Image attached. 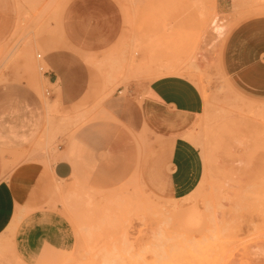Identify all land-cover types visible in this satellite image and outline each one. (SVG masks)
Returning a JSON list of instances; mask_svg holds the SVG:
<instances>
[{"label": "rangeland", "instance_id": "rangeland-1", "mask_svg": "<svg viewBox=\"0 0 264 264\" xmlns=\"http://www.w3.org/2000/svg\"><path fill=\"white\" fill-rule=\"evenodd\" d=\"M16 1V30L0 49V84L18 73L49 101L45 57L62 46L72 0ZM102 2L114 10L120 36L106 57L114 65L100 74L101 97L130 82L180 79L199 94L201 114L181 147L138 135L120 163L100 155L97 173L68 182L47 177L30 199L20 197L18 217L54 210L72 229L68 253L46 249L34 264H264V81L240 86L234 72L245 65L226 63L225 52L231 31L243 26L250 43L263 39L264 0ZM215 20L224 28L220 38ZM260 62L253 66H263L264 55ZM101 100L85 105L83 117ZM50 113L30 152L49 158L42 163L48 170L60 146L81 143L85 121L80 108L72 117L54 103ZM18 163H9L6 178ZM14 233L15 224L0 238V264H22Z\"/></svg>", "mask_w": 264, "mask_h": 264}, {"label": "crops", "instance_id": "crops-1", "mask_svg": "<svg viewBox=\"0 0 264 264\" xmlns=\"http://www.w3.org/2000/svg\"><path fill=\"white\" fill-rule=\"evenodd\" d=\"M217 2L221 5L225 0ZM17 17V1L0 0V49L12 39ZM258 34L263 39L250 43L249 30L243 26L231 31L225 47L226 63L245 65L234 72L243 88L264 81V65L253 66L264 55V32ZM119 36L112 7L102 0H72L63 16L62 46L45 57L49 101L18 73L8 72V80L0 84V238L15 224L13 255L22 264H34L46 249L68 253L73 235L68 221L54 210H34L18 217L20 197L30 199L47 177L68 182L97 173L104 161L100 155L120 163L122 157L132 154L138 135L151 142L155 133L181 147L186 129L201 114L199 94L180 79L130 82L101 97L105 85L100 74L114 65L106 63V57ZM98 99L102 100L96 108H88L87 118L83 117L84 106ZM54 103L72 117L80 108L85 121L78 129L81 143L60 146L48 170L43 164L50 159L30 152L46 129ZM16 160L18 167L6 178L9 163Z\"/></svg>", "mask_w": 264, "mask_h": 264}, {"label": "bare ground", "instance_id": "bare-ground-1", "mask_svg": "<svg viewBox=\"0 0 264 264\" xmlns=\"http://www.w3.org/2000/svg\"><path fill=\"white\" fill-rule=\"evenodd\" d=\"M197 2V0H196ZM200 5V4H199ZM197 6V5H196ZM202 7V6H201ZM207 19V18H206ZM212 29L214 31V33L220 38L222 37L223 33H224V28L222 26V24H219V20H215L212 22ZM173 68V67H170V69ZM135 70V69H134ZM157 258V257H156ZM157 260H159L157 258ZM137 262V261H136ZM138 263V262H137Z\"/></svg>", "mask_w": 264, "mask_h": 264}, {"label": "built area", "instance_id": "built-area-1", "mask_svg": "<svg viewBox=\"0 0 264 264\" xmlns=\"http://www.w3.org/2000/svg\"><path fill=\"white\" fill-rule=\"evenodd\" d=\"M40 58V57H39Z\"/></svg>", "mask_w": 264, "mask_h": 264}]
</instances>
